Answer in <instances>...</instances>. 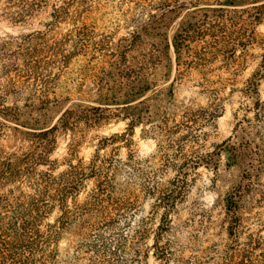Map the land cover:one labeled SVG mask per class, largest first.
I'll use <instances>...</instances> for the list:
<instances>
[{
    "label": "rangeland",
    "instance_id": "1",
    "mask_svg": "<svg viewBox=\"0 0 264 264\" xmlns=\"http://www.w3.org/2000/svg\"><path fill=\"white\" fill-rule=\"evenodd\" d=\"M21 1L0 0V156L26 150L31 131L5 110L24 111L21 120L41 127L55 124L65 110L77 112L79 105L76 131L58 130L50 158L56 163L55 174L65 170L69 160L87 163L99 139L126 131L128 121L116 116V106L99 104L96 92L119 89L117 67H132L152 82L137 101L149 104L153 115L133 128L126 143H109L99 151L103 158L122 162L132 158L137 171L135 177L124 173L118 179L130 180L137 194L134 226L147 230L139 246L146 257L132 264H221L233 250H241L246 264H264V78L256 94L245 92L247 79L263 59L264 0H238L234 5L223 4L225 0H100L94 12L70 8L66 19L49 28L51 8L60 0H28L29 6L22 9L31 6L32 11L23 16ZM74 18H87L94 40L103 41L108 56L89 66L79 58L74 66L81 72L67 75L68 87L77 96L55 103L52 100L67 76L58 75V46L55 49L53 43L73 26ZM221 27L236 33L231 36L233 51L218 52L221 39H212L211 34ZM193 28L206 34L193 36ZM185 29L189 39L176 51L175 37ZM46 30L44 37H26ZM144 58L146 66L138 70ZM25 59L35 61L34 70H21L17 77V67L24 68ZM112 60L115 66H109ZM47 79H56L50 103L45 101ZM229 138L236 154L221 149L219 157L207 156ZM72 139L78 146L70 156ZM246 155L251 162L244 161ZM245 167L250 170L246 176ZM179 172L185 174L186 186L162 222L163 208L145 190L168 188ZM91 185L88 180L86 190ZM237 190L238 225L233 237L227 232L223 204L227 194ZM85 195L82 192L78 201ZM158 233V249L167 263L153 255V237ZM75 245L74 235L62 236L60 264H70Z\"/></svg>",
    "mask_w": 264,
    "mask_h": 264
},
{
    "label": "trees",
    "instance_id": "2",
    "mask_svg": "<svg viewBox=\"0 0 264 264\" xmlns=\"http://www.w3.org/2000/svg\"><path fill=\"white\" fill-rule=\"evenodd\" d=\"M237 1L225 0L222 3L234 5ZM27 2L28 0L20 2L21 16L25 12L32 11L31 6L27 7L26 11L22 9L26 5L29 6ZM100 5V0H60L59 5L52 6L50 15L53 20L46 26L49 28L52 24L66 19L70 8L77 7L80 13L90 14ZM85 20L74 18L73 26L53 43L55 49L58 46L56 49L58 53L55 51L58 58L55 62L58 75L67 76L75 71L81 72L80 68L76 70L74 66L79 58L89 66L94 61H105L108 56L104 51L105 48L101 46L103 41L94 40L93 29ZM75 22L80 24H74ZM193 31H196V35L193 36L202 34L203 37L206 34L200 29L193 28ZM189 32L185 29L183 34L175 37L176 51L186 45L184 41L189 39ZM46 33L47 30L39 31L26 37H44ZM233 34H236L234 30L226 27H221L211 34L212 39H221L222 48H219L218 52L233 51L234 44L231 38ZM47 45L48 48L53 46ZM66 45L70 46L69 50H64L63 47ZM196 51L199 55L200 50ZM262 57L260 64L247 79L245 92L249 95L257 93L258 83L264 78V53ZM48 60L47 63H51V57ZM34 63L33 59L27 62L25 59L24 68L17 67V77L21 76V70L33 71ZM108 63L109 66L117 64L115 60ZM145 66L146 58L138 65V70L144 69ZM117 70L121 73L120 88L115 91L99 90L96 92L98 96L96 101L106 106H116L119 112L116 116L121 115L123 119L128 120L126 131L100 138L87 163L81 160L72 163L69 160L66 162L65 170L58 174H55V160L50 158L56 144V133L58 130H69L74 133L79 123L77 113L82 108L78 105L77 112L72 109L65 110L55 124L41 127H35V124H29L27 120H21L24 111L5 110L13 115L11 118L15 122L19 121L20 126L29 127L31 131L27 134L29 144L26 150L0 156V264H60L58 243L64 234H72L76 237L74 247L76 254L70 264H132L135 260H139V257H146V250L139 246L144 244L147 230L143 226L135 228L133 220L137 194L130 180L123 183L118 180L124 173L127 176H136L137 171L131 163L132 158L129 157L126 162L115 160L113 157L103 158L99 151L109 143L114 144L119 141L126 143L133 128L152 117L149 104H145L143 100L137 101L150 89L152 82L143 74L134 71L132 67H117ZM69 80L70 77L67 76L53 102L66 103L74 95L77 96L78 92H73L68 87L71 82ZM55 81L56 79L45 81L47 103L51 102L49 95H55ZM124 86L126 90L122 89ZM84 110L88 111L87 108ZM77 146L78 141L72 139L69 146L70 156L75 153ZM221 149L236 154L235 142L229 138L219 146L218 150L207 156L219 157ZM251 159L249 155L244 156V161L251 162ZM244 171V176L249 175L250 170L245 167ZM182 175L185 174L177 173L170 181L169 187L162 191L159 189L157 191L154 186L145 190L148 195H155L158 205L163 208L162 222L165 221L169 210L177 197L182 195V190L186 186V178ZM88 180H92V185L86 190ZM84 191L86 195L79 202L78 197ZM238 195H240L239 190L229 192L223 204L228 224L227 232L233 237L236 236L238 225L235 212ZM54 213L55 216L52 217ZM159 233L153 237V255L159 260L163 258L167 263V256H162L158 249ZM245 261L241 250H233L221 264H246Z\"/></svg>",
    "mask_w": 264,
    "mask_h": 264
}]
</instances>
